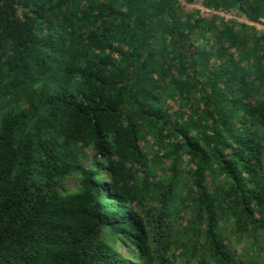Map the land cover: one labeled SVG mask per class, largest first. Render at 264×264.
<instances>
[{
    "label": "trees",
    "instance_id": "16d2710c",
    "mask_svg": "<svg viewBox=\"0 0 264 264\" xmlns=\"http://www.w3.org/2000/svg\"><path fill=\"white\" fill-rule=\"evenodd\" d=\"M258 25L264 0H0V264H264Z\"/></svg>",
    "mask_w": 264,
    "mask_h": 264
},
{
    "label": "rangeland",
    "instance_id": "374dc122",
    "mask_svg": "<svg viewBox=\"0 0 264 264\" xmlns=\"http://www.w3.org/2000/svg\"><path fill=\"white\" fill-rule=\"evenodd\" d=\"M196 8H199L198 6H196ZM244 22V21H243ZM258 29H264V26H262V25H258V26H256Z\"/></svg>",
    "mask_w": 264,
    "mask_h": 264
},
{
    "label": "built area",
    "instance_id": "2783aa9c",
    "mask_svg": "<svg viewBox=\"0 0 264 264\" xmlns=\"http://www.w3.org/2000/svg\"><path fill=\"white\" fill-rule=\"evenodd\" d=\"M198 9H201V8L199 7ZM201 11H202V13H204V14H207V13H208V12H205L204 10H202V9H201Z\"/></svg>",
    "mask_w": 264,
    "mask_h": 264
}]
</instances>
